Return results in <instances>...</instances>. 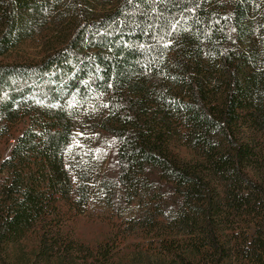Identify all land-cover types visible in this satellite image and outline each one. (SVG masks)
Listing matches in <instances>:
<instances>
[{
	"label": "trees",
	"instance_id": "16d2710c",
	"mask_svg": "<svg viewBox=\"0 0 264 264\" xmlns=\"http://www.w3.org/2000/svg\"><path fill=\"white\" fill-rule=\"evenodd\" d=\"M46 24L57 39L26 57ZM88 102L112 212L146 187V252L264 264V0H0V264L25 246L33 264L118 263L117 234L89 254L64 229L63 156Z\"/></svg>",
	"mask_w": 264,
	"mask_h": 264
},
{
	"label": "rangeland",
	"instance_id": "374dc122",
	"mask_svg": "<svg viewBox=\"0 0 264 264\" xmlns=\"http://www.w3.org/2000/svg\"><path fill=\"white\" fill-rule=\"evenodd\" d=\"M253 13L254 10H252ZM68 25L69 23H62L60 26L65 28ZM55 28L52 24H46L40 36L35 34L36 31H33L32 36L37 38L38 41L35 43V39H33L32 41H26L22 45L29 47L24 51L27 53L25 56L37 57L41 50L40 46L45 48L51 45L53 40L57 39L55 34L45 40L40 38L51 31H55ZM79 111L80 120H77L75 124L67 150L63 156L66 175L69 178L67 194L72 199L71 201L76 208L75 212L78 213V216L68 221L64 229H68L78 240V243L83 244L82 251L86 253H89L86 251L87 249L96 248L99 244H105L117 234L121 242L119 248L116 249L117 264H168L166 261H160V258L155 254L146 252L142 248L141 245L146 244L147 238L143 236L141 224L132 218L137 210L144 209L147 205L145 186L135 185L130 188L121 218L112 212L111 187L103 183L101 179V174L106 166L103 164L97 168L94 161L95 138L93 126L95 122L101 119V111L92 102L83 104ZM88 126L92 127L88 128ZM172 146L181 160L187 161L191 159L189 151L180 141H173ZM251 234L249 233L248 236L250 237ZM28 248L27 246L20 248L19 253L13 250L12 257L19 259L22 262L21 264H33V261L29 259L30 251ZM55 251L58 254V258H61L64 249L55 248ZM70 252L72 254L73 250H70ZM72 264L87 263L76 259Z\"/></svg>",
	"mask_w": 264,
	"mask_h": 264
}]
</instances>
